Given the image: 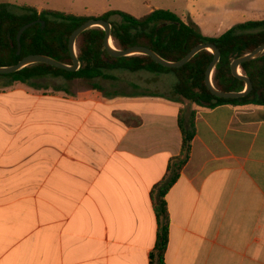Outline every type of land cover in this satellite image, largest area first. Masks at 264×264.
I'll list each match as a JSON object with an SVG mask.
<instances>
[{"label":"crops","instance_id":"0c3cea01","mask_svg":"<svg viewBox=\"0 0 264 264\" xmlns=\"http://www.w3.org/2000/svg\"><path fill=\"white\" fill-rule=\"evenodd\" d=\"M249 5L172 12L217 37L264 20V1ZM98 80L0 77V264H152L151 192L180 153V110L194 135L164 198L163 263L264 264V105L202 107Z\"/></svg>","mask_w":264,"mask_h":264},{"label":"trees","instance_id":"16d2710c","mask_svg":"<svg viewBox=\"0 0 264 264\" xmlns=\"http://www.w3.org/2000/svg\"><path fill=\"white\" fill-rule=\"evenodd\" d=\"M113 16L119 17V20H113ZM90 18H99L110 23V35L116 48L125 49L133 45H142L168 61L181 59L197 44H214L219 49L220 58L212 72V83L222 91L244 89V82L232 75L230 63L234 58L264 44V20L239 22L217 37H208L201 33L193 21L190 19L184 21L168 9H152L141 17H134L120 10H108L98 17H92L49 8L37 9L30 5L0 2V66L15 65L29 54L47 55L71 65L72 59L67 45L69 36L74 29ZM38 20L42 21L44 26L37 22L22 33L21 50L17 54L18 30L23 25ZM104 36V30L93 27L77 37L75 48L80 66L75 71L36 63L11 74H0V77L8 78L10 82L22 83L46 76L66 80L83 79L97 89L96 80L115 79L111 74L113 70L130 72L144 70L157 74L171 73L175 76L176 82L172 87L171 98L174 101L185 100L209 108L227 103L264 105V52L257 59L240 65L241 73L252 83V90L247 95L240 99H217L216 103H212L214 96L204 83L206 68L213 58L210 51L198 52L180 68H165L145 55L110 56L103 49ZM178 125L182 135L180 153L170 159L166 176L151 192L152 208L157 223L156 241L150 254L152 264H164L168 234V213L164 198L189 158L190 143L194 135L193 120L184 121L181 110L178 113Z\"/></svg>","mask_w":264,"mask_h":264},{"label":"rangeland","instance_id":"374dc122","mask_svg":"<svg viewBox=\"0 0 264 264\" xmlns=\"http://www.w3.org/2000/svg\"><path fill=\"white\" fill-rule=\"evenodd\" d=\"M222 1H228L230 6L240 12H244L243 14L245 15L250 6L249 2H258V0ZM0 2L30 5L37 9L49 8L92 17H98L108 10H120L134 17H141L147 14L150 8H162L175 11L178 7H190L192 3H196V0H0ZM200 12L207 14L206 10ZM223 15V10H216L215 16L222 17ZM262 15L264 16V14ZM112 19L119 20V17L113 16ZM184 20L186 21L187 19L185 18ZM111 73L115 76L114 80H98L106 90L132 91L139 89L145 93H152V95H161L156 97L162 98L163 100L174 101L171 98L173 96L172 87L176 82V78L171 73L157 74L144 70L130 72L121 69L113 70Z\"/></svg>","mask_w":264,"mask_h":264},{"label":"water","instance_id":"95a60500","mask_svg":"<svg viewBox=\"0 0 264 264\" xmlns=\"http://www.w3.org/2000/svg\"><path fill=\"white\" fill-rule=\"evenodd\" d=\"M40 22L41 26H44L42 21H33L31 23L23 25L16 34V42H17V54L20 53L21 45H20V37L22 33L29 28L31 25ZM99 27L105 32L103 49L112 57H127L132 55H145L150 57L155 63L161 65L165 68H180L185 65L195 54L202 50H208L212 53L213 58L209 63L208 67L205 71L204 83L206 88L211 92L214 96V99L211 101L212 103H216L217 99H240L247 95L252 90V83L250 79L244 76L241 73L240 65L244 62L257 59L264 52V44L256 47L251 52L246 53L244 55L238 56L234 58L230 63V70L233 76L244 82V89L242 91H222L217 89L212 83V72L214 70L215 65L217 64L220 58L219 49L212 43H200L194 46L184 57L177 61H168L161 56H159L152 49L142 46V45H133L127 47L125 49H118L114 46L112 38H111V25L109 22L99 19V18H90L70 34L68 39V51L70 57L72 59L71 65L64 64L52 57L42 54H29L23 57L20 61H18L15 65L11 66H0V74H11L14 73L28 65L36 64V63H44L50 65L52 67L67 70V71H75L79 68L80 62L77 57L75 42L77 37L84 31L93 28Z\"/></svg>","mask_w":264,"mask_h":264}]
</instances>
